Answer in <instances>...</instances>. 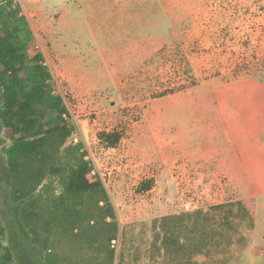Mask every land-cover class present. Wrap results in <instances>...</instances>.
<instances>
[{"label":"rangeland","instance_id":"1","mask_svg":"<svg viewBox=\"0 0 264 264\" xmlns=\"http://www.w3.org/2000/svg\"><path fill=\"white\" fill-rule=\"evenodd\" d=\"M20 1L33 31L26 53L44 54L69 109L67 146L81 147L89 181L101 188L67 193L65 151L21 202L0 119V256L11 252L13 264H264V196L242 198L244 188L263 194L264 185L186 180L187 164L226 146L210 129L218 121L202 100L212 89L201 82L264 74V0ZM180 88L188 89L160 98ZM103 132L122 139L111 148Z\"/></svg>","mask_w":264,"mask_h":264},{"label":"trees","instance_id":"2","mask_svg":"<svg viewBox=\"0 0 264 264\" xmlns=\"http://www.w3.org/2000/svg\"><path fill=\"white\" fill-rule=\"evenodd\" d=\"M32 39V27L22 7L13 0L0 4V119L3 135L10 142L4 151L15 188L14 197L23 202L33 194L44 170L45 173L55 171L62 164L60 156L65 151L69 157L62 170L67 193H98L101 184L89 181L91 166L86 154H79V145L67 146L73 134L66 118L70 115L69 109L65 99L53 90V75L45 64L44 54L37 52L28 56L26 53ZM184 89L188 88L164 92L160 98ZM99 137L111 148L122 139L119 133L103 132ZM150 189L146 186L144 191ZM110 210L115 220L114 209ZM4 235L0 221V238ZM0 264H13L11 252L0 256Z\"/></svg>","mask_w":264,"mask_h":264},{"label":"crops","instance_id":"3","mask_svg":"<svg viewBox=\"0 0 264 264\" xmlns=\"http://www.w3.org/2000/svg\"><path fill=\"white\" fill-rule=\"evenodd\" d=\"M99 1L107 5L109 0ZM19 3L23 14L30 21L29 7L20 0ZM119 3L122 4V1ZM32 15L35 18L40 16L37 12ZM125 29L129 32L130 27ZM93 34L96 36V33ZM171 35L170 31L169 36ZM134 45L135 43H126L125 48L130 51ZM59 54L62 55L61 52ZM200 85L212 89L211 92H205L207 98L202 101L203 104L208 101L212 105L211 117L218 121V126L212 124L210 129H215L224 136L226 146L202 153L200 164H187L189 175H186V180L189 183L201 182L203 185H264V74L242 75L233 80L211 78L202 81ZM232 120L233 130L230 129ZM191 156L194 158V153ZM245 189L242 191L247 196L242 198L250 202L264 196V193H249ZM254 213L258 217L256 209Z\"/></svg>","mask_w":264,"mask_h":264}]
</instances>
